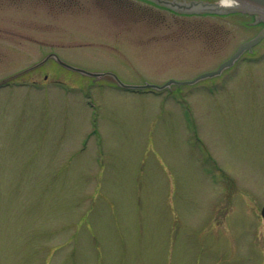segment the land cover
Listing matches in <instances>:
<instances>
[{"label": "rangeland", "instance_id": "374dc122", "mask_svg": "<svg viewBox=\"0 0 264 264\" xmlns=\"http://www.w3.org/2000/svg\"><path fill=\"white\" fill-rule=\"evenodd\" d=\"M263 28L0 0V264H264V38L192 85H121L193 81Z\"/></svg>", "mask_w": 264, "mask_h": 264}, {"label": "water", "instance_id": "95a60500", "mask_svg": "<svg viewBox=\"0 0 264 264\" xmlns=\"http://www.w3.org/2000/svg\"><path fill=\"white\" fill-rule=\"evenodd\" d=\"M152 3H155L159 6L162 7H166L174 12H178V13H184V14H190V13H202V12H208V13H216V14H221V15H225V14H234V13H242V14H248V15H253L254 13L252 11L247 10L246 8H218L217 5L214 4H208V3H195V2H191V3H184L181 2L180 0H149ZM251 2L253 1H264V0H250ZM258 17V16H257ZM259 19H262L264 21V17H262L261 15H259L258 17ZM264 38V28L259 32V34L253 38L250 41H247L245 43H243L238 50L236 51V53L232 56V58L230 60H228L227 62H225L224 64H222L218 70L213 71V72H209L206 74L201 75L200 77H198L197 79L193 80V81H188V82H176V81H172L170 83H167L166 85H164L163 87H158V86H141V87H132V86H126L124 84L121 83L122 87L125 88H129V89H147V88H152V89H157V90H164L168 87H170L171 85H188V84H195L198 81L204 80L206 78H212L215 76H219L223 73L224 70L232 67L238 60L239 58L246 52L252 53L253 49L255 46H257ZM57 62L64 66L65 68L75 71V72H79L88 76H95V77H101L103 75L101 74H97V73H92V72H87L83 69L80 68H76L73 67L67 63H64L63 61H61L59 58L55 57ZM113 77H115L113 75ZM263 216H264V209H263Z\"/></svg>", "mask_w": 264, "mask_h": 264}, {"label": "bare ground", "instance_id": "6f19581e", "mask_svg": "<svg viewBox=\"0 0 264 264\" xmlns=\"http://www.w3.org/2000/svg\"><path fill=\"white\" fill-rule=\"evenodd\" d=\"M184 3H208V4H214L217 5L218 8H246L249 11H252L254 14L251 15L252 17H259L261 15L264 17V1H250V0H180ZM178 13V12H177ZM184 14V13H183ZM186 16H216V17H224L229 14L221 15L216 13H208V12H202V13H190V14H184ZM248 15V14H247ZM250 16V15H248ZM257 17V22H261L264 24V21L262 19H259Z\"/></svg>", "mask_w": 264, "mask_h": 264}]
</instances>
